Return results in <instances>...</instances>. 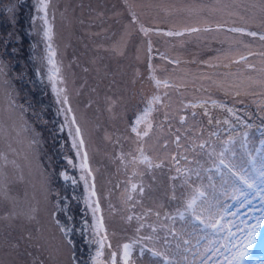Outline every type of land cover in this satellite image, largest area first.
<instances>
[{"label":"rangeland","instance_id":"374dc122","mask_svg":"<svg viewBox=\"0 0 264 264\" xmlns=\"http://www.w3.org/2000/svg\"><path fill=\"white\" fill-rule=\"evenodd\" d=\"M37 2L0 0V264H94L90 191L102 264H264V0H49L54 65Z\"/></svg>","mask_w":264,"mask_h":264},{"label":"snow or ice","instance_id":"6c2138e0","mask_svg":"<svg viewBox=\"0 0 264 264\" xmlns=\"http://www.w3.org/2000/svg\"><path fill=\"white\" fill-rule=\"evenodd\" d=\"M49 6V0H38L37 2V12L38 13H43V16H41L40 18L43 20V24L45 26V30L43 32L44 38L48 41V43L46 44V49H47V62L48 64L54 65V60L53 57L55 56V51L52 49V45H51V40H52V36H53V29H52V25L49 23L48 19H47V9ZM133 19L136 20V14L133 13ZM140 31L143 32L146 36L148 35V33L151 31V29L145 28L143 27V25L140 26ZM188 31H199V29L196 28H192V29H188ZM231 31L233 32H245L246 29L245 28H232ZM168 36H172V35H182V33L180 32H167L165 33ZM250 36H257L258 33L256 32H248L247 33ZM260 39L264 40V34L260 35ZM148 51L151 52L152 48H151V44L149 42V47H148ZM241 60L246 59L245 57H240ZM251 67V65H250ZM50 72H52V69L49 70ZM55 71H59V69H55ZM150 78L152 80H154L155 82V86L159 89L161 86L167 88L169 86V82L167 80H160L157 79L155 76V69H152V75L150 76ZM49 79H52V76L49 77ZM54 91H56L57 93V98L59 99L61 96V90H57L54 87ZM166 94V93H165ZM161 101V96L159 94L153 95L152 97H150L147 102H146V106L144 107V109L142 110V113L140 115H138L136 117L135 120V125L133 126L131 131L136 133L137 137H146L149 135V130L152 128V123L150 120H148V117L150 116V114L155 110V105L160 103ZM63 102L67 103V96H63ZM206 103V102H205ZM213 104H215L216 102L213 101ZM193 107H196V105H192ZM68 111H70V109H68ZM228 111H232V109H228ZM181 119H184L183 117H181ZM73 122H75V118H73ZM145 123V128L143 129V131L138 130V127L140 124ZM80 134V129L79 127L76 128V135L79 136ZM71 135V133H70ZM180 140V137L177 136L176 137V141L178 142ZM84 144L83 139H80L79 142L77 143L76 140H73V147H82ZM138 151L140 152V162L141 163H145L148 165V167H153V162L151 160L150 157H148L147 155L144 154V149L141 147L138 149ZM77 155H80L79 152H77ZM173 159H175V157H173ZM69 163H71V161H69ZM158 166V165H155ZM80 168L81 169H88V164H87V153L85 152L83 154L82 157V162L80 164ZM177 171L179 172L180 169H177ZM89 174H90V170H89ZM65 179H69V177L65 174L64 176ZM81 179H84L85 184H88V180L84 177L81 176ZM243 179V177H242ZM75 182V181H73ZM132 191H135L137 189V185L136 184H132L131 186ZM140 192H143V187L140 188ZM95 196V192L94 191H90L89 192V197L88 199L85 200V204L89 205V207H91L92 209V214L94 216V218L96 219V223L93 226V231L95 233V237L93 241H90V243H95L98 245V248L95 252V256L93 257V261L94 264H102V261L100 260V258L103 255V249L105 247V245L107 244V246L110 248L111 244L108 243V237H107V232L104 229V225L102 222V217H96V213L99 212V204L98 202H95V206H93L92 203H90V201L92 200V197ZM131 195L128 196V199H131ZM195 204V198L189 203V207H192V205ZM128 219H132V217H128ZM57 223L59 224V221H57ZM143 226V225H141ZM61 230L65 232V236L68 235V230H65L63 228V226H61ZM253 236L254 234L250 233L249 234V244H251L253 242ZM69 244H71V240L68 241ZM247 248V245L245 246V249ZM131 250H132V245L125 243L122 245V264H129V260L131 257ZM155 255H160V253H154ZM247 255V251H240L236 254L235 256V261L236 264H242L243 259L245 258V256ZM110 264H117V252L113 251L110 254Z\"/></svg>","mask_w":264,"mask_h":264},{"label":"trees","instance_id":"16d2710c","mask_svg":"<svg viewBox=\"0 0 264 264\" xmlns=\"http://www.w3.org/2000/svg\"><path fill=\"white\" fill-rule=\"evenodd\" d=\"M256 242L257 243H255L254 248H253L254 250L251 253L252 256L249 257L250 259H254L255 254L258 255L261 251L264 252V228H261L260 231L258 232ZM260 248L261 250H259ZM249 258H246V259L249 260Z\"/></svg>","mask_w":264,"mask_h":264}]
</instances>
